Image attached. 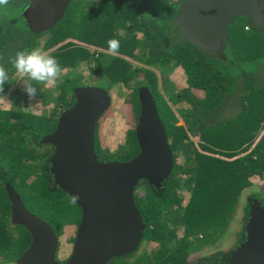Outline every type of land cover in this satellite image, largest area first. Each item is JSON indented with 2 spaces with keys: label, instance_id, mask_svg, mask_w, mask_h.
<instances>
[{
  "label": "trees",
  "instance_id": "trees-1",
  "mask_svg": "<svg viewBox=\"0 0 264 264\" xmlns=\"http://www.w3.org/2000/svg\"><path fill=\"white\" fill-rule=\"evenodd\" d=\"M182 2L72 0L61 21L41 34L31 32L23 17L29 0L0 5V66L9 74L0 100L17 81L16 52L38 47L61 67L53 89L39 91L44 106H51L48 111L0 108V264H16L31 243L27 230L11 223L6 184L57 240L76 234L81 211L54 184L49 162L54 149L40 141L75 104L74 89L87 84L110 98L112 91L123 96L126 144L117 153L103 145L111 98L95 126L100 162L124 163L139 154L135 128L141 88L153 97L173 156L160 188L142 180L134 189L145 226L140 245L108 264H230L231 253L245 241L253 200L264 209V192L252 183L264 182V30L238 18L227 29L224 59L202 53L174 24ZM110 39L120 43L115 53L108 50ZM235 218L229 247L214 248ZM68 238L74 243L75 236Z\"/></svg>",
  "mask_w": 264,
  "mask_h": 264
},
{
  "label": "water",
  "instance_id": "water-1",
  "mask_svg": "<svg viewBox=\"0 0 264 264\" xmlns=\"http://www.w3.org/2000/svg\"><path fill=\"white\" fill-rule=\"evenodd\" d=\"M29 1L23 17L31 32L41 34L61 21L72 0ZM238 18L264 30V0H183L174 24L184 41L224 59L227 29ZM73 92L75 104L60 115L53 133L40 141L54 149L49 161L54 184L81 211L72 253L63 263L56 260L58 240L53 229L31 214L6 184L11 223L25 228L31 237L16 264H108L131 254L145 228L133 200L134 189L142 180L158 189L172 171L165 128L147 88L138 91L139 154L124 163L100 162L94 152L96 123L111 103L106 91L79 87ZM244 232L245 241L231 253L230 264H264V209L257 200L250 206Z\"/></svg>",
  "mask_w": 264,
  "mask_h": 264
},
{
  "label": "rangeland",
  "instance_id": "rangeland-1",
  "mask_svg": "<svg viewBox=\"0 0 264 264\" xmlns=\"http://www.w3.org/2000/svg\"><path fill=\"white\" fill-rule=\"evenodd\" d=\"M182 73H180L177 77L179 78V86H182L183 84V78H182ZM165 76L161 74V77ZM175 78V80H177ZM57 82V78L54 79L53 82H45L41 84H35L33 82L34 87L37 88V95L35 97H29L27 93L24 91V85L20 81H16L14 86L10 89L9 93H7L1 100H0V108L7 110L12 107L16 108H21L24 112L28 113H41L43 110H49L51 106H44L43 100L41 98V95L39 91H44V90H51L55 86V83ZM86 86L90 87L93 85L87 84ZM111 98H112V107L113 111L109 113L110 117L107 122L108 126V131L104 134L103 137V145L108 147L112 152L117 153L119 151L123 150V147L126 144V131H127V126H126V120L125 117L123 116L121 112V100L122 97H119L116 92L111 93ZM54 97L50 95L49 99H53ZM120 111L118 112V110ZM117 110V111H116ZM252 183L255 187H257L258 192H264V182L258 181L257 179L252 180ZM254 187V188H255ZM244 195L241 196L239 199V210L237 213L240 212V208L244 205ZM238 221L237 218L231 222L229 226V231L224 237H222L221 241H218L214 244V248H220V249H227L229 246V242L231 240L230 238V233L233 232L235 229L238 227ZM65 231V230H64ZM66 232V231H65ZM75 236L73 233H65L63 236H61L58 239V250L56 254V260L59 263L65 262L71 255L72 253V248H73V243L68 242V236Z\"/></svg>",
  "mask_w": 264,
  "mask_h": 264
},
{
  "label": "clouds",
  "instance_id": "clouds-1",
  "mask_svg": "<svg viewBox=\"0 0 264 264\" xmlns=\"http://www.w3.org/2000/svg\"><path fill=\"white\" fill-rule=\"evenodd\" d=\"M6 3L7 0H0V5ZM107 43L110 52L115 53L120 48V43L116 39H110ZM12 64L17 73L16 80L23 83L24 91L30 98L37 95V88L33 86V82L36 84L50 83L61 73L57 59L38 47L30 51L16 52ZM8 80V71L0 66V89H3Z\"/></svg>",
  "mask_w": 264,
  "mask_h": 264
}]
</instances>
